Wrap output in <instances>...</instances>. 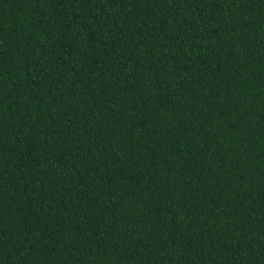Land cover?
<instances>
[{
    "label": "trees",
    "instance_id": "trees-1",
    "mask_svg": "<svg viewBox=\"0 0 264 264\" xmlns=\"http://www.w3.org/2000/svg\"><path fill=\"white\" fill-rule=\"evenodd\" d=\"M0 264H264V0H0Z\"/></svg>",
    "mask_w": 264,
    "mask_h": 264
}]
</instances>
